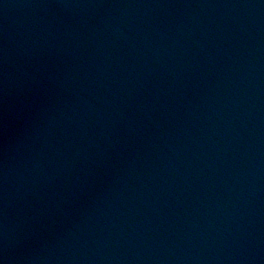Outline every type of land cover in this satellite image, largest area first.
<instances>
[{
	"label": "water",
	"instance_id": "obj_1",
	"mask_svg": "<svg viewBox=\"0 0 264 264\" xmlns=\"http://www.w3.org/2000/svg\"><path fill=\"white\" fill-rule=\"evenodd\" d=\"M0 264H264V0H0Z\"/></svg>",
	"mask_w": 264,
	"mask_h": 264
}]
</instances>
